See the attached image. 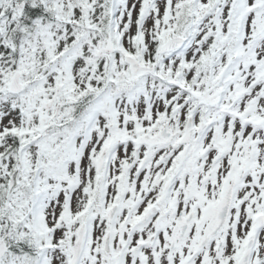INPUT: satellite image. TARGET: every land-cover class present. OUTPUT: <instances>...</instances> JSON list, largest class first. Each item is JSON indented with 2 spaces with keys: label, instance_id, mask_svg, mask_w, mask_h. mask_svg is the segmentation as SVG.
Wrapping results in <instances>:
<instances>
[{
  "label": "snow or ice",
  "instance_id": "6c2138e0",
  "mask_svg": "<svg viewBox=\"0 0 264 264\" xmlns=\"http://www.w3.org/2000/svg\"><path fill=\"white\" fill-rule=\"evenodd\" d=\"M0 264H264V0H0Z\"/></svg>",
  "mask_w": 264,
  "mask_h": 264
}]
</instances>
